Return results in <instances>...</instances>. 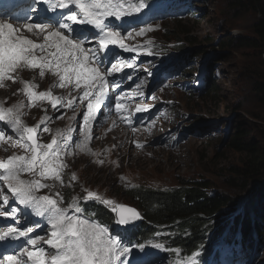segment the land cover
Returning <instances> with one entry per match:
<instances>
[{
    "label": "rangeland",
    "instance_id": "374dc122",
    "mask_svg": "<svg viewBox=\"0 0 264 264\" xmlns=\"http://www.w3.org/2000/svg\"><path fill=\"white\" fill-rule=\"evenodd\" d=\"M10 1L5 2V7L9 6ZM173 1L176 7L183 8L182 13L156 15L157 21L146 22L153 26V31L125 40L129 46L145 47V42L152 41L151 49L170 51L171 55L151 58L149 67L144 63L142 65L147 67V71L167 67L169 71L165 77L155 81L152 75L142 73L128 80L124 78L126 68L119 77L117 73L114 74L116 80L123 76L122 82H133L132 94L136 91L143 93L134 95L133 105L149 106L148 111L139 114L145 116L143 122L150 120L151 128L145 123L140 125V139L138 131L134 135L124 126L118 129L114 120L110 127H104L107 121L102 119L92 130L89 141L91 151L99 155L82 151L76 153L79 149L71 148L69 151L72 154L64 158L68 165L63 174L65 186L57 183L51 191L43 189L38 194L51 195L59 191L67 202L73 196L83 197L86 194L83 189H87L119 204L135 207L126 195V190L132 185L166 190L182 183L205 181L210 194L231 200L230 206L210 219L215 220L212 228H222L224 234L216 240L212 238L206 250L213 247L209 254L219 250L220 264H237L232 252L239 253L240 248L238 244L231 246L228 242L239 238V235L231 234L230 224L245 221L256 207L264 210L260 186L250 184L244 192L241 179H234L228 173L230 169L233 174L244 167L245 155L232 146L235 138L240 140L236 133L238 127L244 130L241 133L243 143L255 146L264 144V107L260 104L257 90L259 85L264 84V42L256 29L259 15L253 9L251 1L254 0H240V6L237 0ZM143 11H147V8ZM1 14V19H9L17 13L3 11ZM137 25L138 30L146 26L145 23H133L130 28ZM171 30L176 33L174 39L167 34ZM182 32L192 33L190 38L194 41L193 45L189 44ZM94 46V43L84 45L85 48ZM121 57L132 59L125 53H121ZM168 58L176 60L163 64L161 60ZM37 73L24 70L19 75L34 77L40 87L36 90H52V79H41ZM112 79L110 77V81ZM210 79L215 84V95L206 93ZM8 83L4 89H0V103L4 107H11L20 101L27 104L26 97L17 92L23 85L19 82ZM72 96L76 94L72 93ZM51 108L50 104L43 103L23 109V122L30 127L37 125L42 117L52 118L47 122L52 132L38 133L39 142L50 143L57 129L64 130L69 126L76 129L72 134L82 140L83 134L79 129L83 119L78 115L77 108L74 109L76 113L61 119H56L60 116ZM116 121L119 120L116 118ZM95 131L97 138L94 137L96 134L93 135ZM12 135L15 140V135ZM136 142L143 147H137ZM13 154H23L22 149L13 147L12 141H0V159H7ZM101 160L103 164L98 163ZM72 173L76 174V181H70ZM24 178L30 177L25 175ZM234 181H237L235 185ZM69 183L71 187L67 186ZM4 192L7 193L6 187ZM8 195L11 201V194ZM37 233L44 235L38 228L30 235ZM261 241L259 248L249 257L253 260L251 264H264V237ZM156 257L158 264H174L176 260L172 253L170 256L165 250Z\"/></svg>",
    "mask_w": 264,
    "mask_h": 264
},
{
    "label": "snow or ice",
    "instance_id": "6c2138e0",
    "mask_svg": "<svg viewBox=\"0 0 264 264\" xmlns=\"http://www.w3.org/2000/svg\"><path fill=\"white\" fill-rule=\"evenodd\" d=\"M33 3L43 6L31 8L34 19L25 16L19 27L8 19H0V87L5 81L20 82L23 87L17 92L27 99V104L20 101L11 107L0 103V141H12V146L20 147L23 152L0 159V218L14 221L11 226L0 221V264H158L153 249L176 254L174 264H199V251L183 255L181 249L166 248L160 242L133 243L129 233L134 222L142 219L135 208L87 189H83L86 193L83 197L73 196L67 202L59 191L51 195L38 194L43 189L51 191L57 183L65 186L63 174L68 165L64 157L72 154L71 148L99 155L88 145L92 139V123L102 108L114 110L129 126L132 125L125 115L126 94L121 91L113 97L109 94V85L113 89L119 88L120 82L114 74L124 72L125 68H135L136 57L124 59L121 50L154 54L152 41L145 42L147 47L125 43L127 39L154 30L141 15L143 10L151 7L149 0H33ZM133 23H145L146 26L129 30ZM24 31L42 38L41 42L22 35ZM92 43L94 47H84ZM24 70L38 71L41 79L46 73L55 76L58 83L53 86L70 89L69 95L54 96L51 88L37 91L35 78L26 81L19 75ZM109 77L113 79L110 81ZM124 78L131 80L133 77L125 73ZM71 91H77L79 96H72ZM133 95L143 93L136 91ZM77 100L87 102L79 129L83 139L78 142L72 135L76 129L69 126L64 130L57 129L50 143H40L38 133L52 132L47 126L51 117H42L31 127L23 122L26 107L47 102L59 111L60 108H74ZM148 110L147 105L137 104L135 108L137 113ZM132 131L137 129L132 127ZM136 143L137 147H143ZM25 175L30 178H24ZM77 179L72 173L70 181ZM89 201L100 203L114 213L115 225L130 227L110 233L109 227L95 218V212L82 206ZM37 228L44 235H30Z\"/></svg>",
    "mask_w": 264,
    "mask_h": 264
},
{
    "label": "trees",
    "instance_id": "16d2710c",
    "mask_svg": "<svg viewBox=\"0 0 264 264\" xmlns=\"http://www.w3.org/2000/svg\"><path fill=\"white\" fill-rule=\"evenodd\" d=\"M240 6V0H237ZM253 9L259 15L257 32L264 42V0H254ZM151 7L156 8L157 2L151 0ZM243 6V3H241ZM178 26V25H177ZM174 30L167 34L176 38ZM189 44H194L191 40L192 33L182 32ZM260 104L264 107V84L259 85ZM206 93L215 95V84L210 81L207 84ZM243 127L237 128L238 137L235 138L232 146L237 151L245 155L244 167L242 170L233 174L228 173L234 179H241L244 187L242 191L246 192L250 184L260 186L259 193L264 196V144L255 146L252 143H243ZM235 170V169H233ZM237 181H234V185ZM240 190V188H238ZM127 197L142 215L144 221L131 228L129 237L133 243L140 242H160L170 248H179L183 253L189 255L192 252L199 251L201 262H206L208 257L207 245L213 238L218 239L224 230L222 228H212L215 220L211 218L230 206V199L219 195L209 193V185L205 181H192L179 184L176 188L166 190L148 188L145 186L132 187L126 190ZM88 211L96 213L97 219L106 224L111 232L119 231L115 227L114 214L104 205L93 201L83 204ZM260 212L259 214H255ZM258 216V218H255ZM257 222H255V220ZM239 221V220H238ZM230 229L232 235H239L242 253L247 256L245 248L253 249L255 242L261 244L264 237V210L257 207L253 213H249L248 219L237 224L231 222ZM161 235H157V234ZM166 237V240H162ZM215 256L212 257V260Z\"/></svg>",
    "mask_w": 264,
    "mask_h": 264
},
{
    "label": "bare ground",
    "instance_id": "6f19581e",
    "mask_svg": "<svg viewBox=\"0 0 264 264\" xmlns=\"http://www.w3.org/2000/svg\"><path fill=\"white\" fill-rule=\"evenodd\" d=\"M30 19H31V18H30ZM10 22H12V23L14 24V26L19 27V24L22 23L23 20H21V21H16V20H14V19L11 17ZM21 34H22V35H26L28 38H31V39L36 40V42H38V43L41 42V39H42V38H38V37L34 36V35L31 34V33H27L26 31L22 32ZM151 39H154V38L151 36ZM151 56H153V55H150L149 57H151ZM144 58H147V59H148L147 55H145ZM163 70H166V68H163ZM29 73H33V72H29ZM21 77H22L23 80H26V81H32L33 78H34V77H32V78H28V76H21ZM37 77H39L38 73H37ZM47 77H50V78L52 79V85H51V87H52L53 89H52L51 91H52V94H53L54 96H68V95H69V91H70V89H63V88H59V87H54V86H53V85H55V84L58 83L57 78H56L55 76H52L51 74L46 73L43 79H46ZM39 78H40V77H39ZM34 80H35V79H34ZM34 82H35V81H34ZM42 82H43V80H42ZM3 83H4V86H3V89H4V88L7 86V84H9V83H8V81H5V82H3ZM19 83H20V82H19ZM40 86H41V85H40ZM41 87H42V86H41ZM0 89H1V87H0ZM37 89H40V87H39V83H38V88H37ZM112 90H113V89H112ZM37 91H39V90H37ZM119 91H123V90L120 89ZM59 92H60V94H59ZM72 93H75L77 97L79 96V93H78L77 91H71V95H72ZM69 98H70V97H69ZM113 102H114V101H113ZM46 104L49 105L47 102H46ZM58 107H59V106H58ZM74 107L77 108V109H76V110H78L77 113L80 115L81 120H82V119H83V113H84L85 111H87V109H86V102H84L83 104H81V103L79 104V103H78V100H77V104H76ZM24 109H25V108H24ZM51 111L56 112L59 116H62L63 118L69 117L68 115H71L73 112L76 113V111L74 110V108H60L59 111L54 110L53 108H51ZM104 115L107 117L108 120L106 119V117H105ZM108 115H113V110L109 111V109H107V108H105L104 110L101 109L100 112L97 113V116H96L95 121H93V123H92V130H93L98 124L101 123V120H102V119H106L105 122L107 121L106 124H105V122H104L102 125L105 124L104 127L107 126V125H108V127H110V126L112 125V120H113V118H109ZM143 130H144V129H143ZM96 131H97V130H96ZM96 131L93 133V135L96 134ZM54 133H55V132H54ZM54 135H55V134H54ZM72 135H73L75 141L78 142V141L81 140L80 138H78V135H76V136H74V134H72ZM94 137L97 138V134L94 135ZM77 138H78V139H77ZM76 139H77V140H76ZM46 140H47V139H46ZM90 144H91V142H89V145H90ZM89 145H88V146H89ZM73 150H76V148L73 149ZM78 152H80V150L76 151V153H78Z\"/></svg>",
    "mask_w": 264,
    "mask_h": 264
},
{
    "label": "water",
    "instance_id": "95a60500",
    "mask_svg": "<svg viewBox=\"0 0 264 264\" xmlns=\"http://www.w3.org/2000/svg\"><path fill=\"white\" fill-rule=\"evenodd\" d=\"M142 221H143V219L138 220V221H135V222H134L135 226H136L137 224H139L140 222H142ZM135 226H134V227H135ZM119 227L121 228V227H130V226H119Z\"/></svg>",
    "mask_w": 264,
    "mask_h": 264
}]
</instances>
